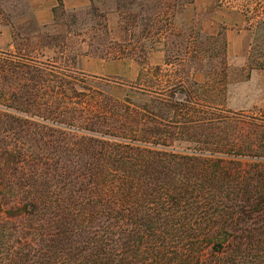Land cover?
Listing matches in <instances>:
<instances>
[{"label":"trees","instance_id":"trees-1","mask_svg":"<svg viewBox=\"0 0 264 264\" xmlns=\"http://www.w3.org/2000/svg\"><path fill=\"white\" fill-rule=\"evenodd\" d=\"M96 1L81 22L58 0L54 21L67 35L39 30L44 42L31 53L54 47L67 61V42L83 27L107 35ZM115 3L141 36L131 49L91 42L103 59H145V42L173 36L194 0ZM256 6L264 13V0ZM257 30L264 37V18ZM260 38L250 52L255 69H264L252 58ZM165 47L168 57L174 49ZM57 64L0 52V264H264V142H227L232 119L198 118L214 104L182 82L149 90L142 104L104 95ZM144 71L131 93L144 90ZM214 129L219 142L201 139Z\"/></svg>","mask_w":264,"mask_h":264},{"label":"rangeland","instance_id":"rangeland-1","mask_svg":"<svg viewBox=\"0 0 264 264\" xmlns=\"http://www.w3.org/2000/svg\"><path fill=\"white\" fill-rule=\"evenodd\" d=\"M63 2L68 12H77L81 22L86 20V13L91 10V0ZM256 3L257 0H194L182 15L176 17L173 36L151 38L145 42L148 52L145 59L139 58V53L132 57L103 59L99 56L100 53L95 55L94 50L89 47L91 42L96 43L99 38L107 43L109 39L114 44L131 49L128 45L134 40V36H141V31L130 29L116 9L115 0H97L96 5L106 13L108 36L94 32L90 27H83L81 37H71L68 40L69 48L65 57L70 60L65 61L54 47L42 48L40 45L38 51L31 53L34 47L44 42L37 38L40 36L37 31H41L42 37L67 35V28L56 25L54 21L53 9L57 7L58 0H0V52L37 58L41 62L56 60L57 65L68 75L87 78L104 95L114 96L119 100L131 98L142 104L148 103L146 96L151 95L149 90L160 91L182 82L184 90H196L203 100L214 104V108L207 110L208 113L200 114L199 117L193 115L194 118L218 122L220 117L228 116L232 120H229L226 132L227 142H264V137L258 141L253 137L256 130L264 133V69H255L250 60L254 38L258 35L264 38L257 30V22L264 18V13L257 8ZM48 15L51 16V22L41 23L39 18L46 20ZM244 28L252 30L249 33L250 47L243 57L230 58L227 30ZM220 31L223 34L218 36ZM197 33L202 35L198 37ZM179 34L182 36L178 37ZM189 36L191 41L187 46ZM262 38L261 43L264 41ZM183 41L185 43L182 44ZM166 42L174 49L168 57L165 53ZM171 42L173 45H170ZM176 45L179 46L178 49H175ZM187 48L189 54L185 56ZM225 51L227 58L223 61ZM175 54L178 59L173 58ZM261 54H264V44L260 50H253L252 58L257 62H264ZM75 55L76 63H72L71 59ZM166 60L171 64L167 65ZM156 67L162 68L158 74L154 72ZM142 69L145 70L142 81L144 90L136 95L131 93L130 85L136 83ZM206 83L207 86L201 89L195 85L204 86ZM259 126L261 128H257ZM240 134H244L243 137ZM219 136L218 129H214L202 135L201 139L219 142ZM221 136L225 139L224 135Z\"/></svg>","mask_w":264,"mask_h":264},{"label":"crops","instance_id":"crops-1","mask_svg":"<svg viewBox=\"0 0 264 264\" xmlns=\"http://www.w3.org/2000/svg\"><path fill=\"white\" fill-rule=\"evenodd\" d=\"M43 24L51 22V16L48 15L46 20L39 18ZM252 30L244 28L243 30H227L228 55L230 58L243 57L247 49L250 47L251 38L249 33Z\"/></svg>","mask_w":264,"mask_h":264}]
</instances>
